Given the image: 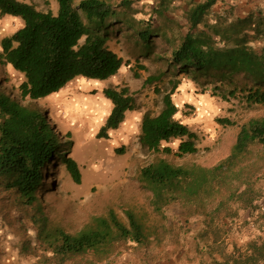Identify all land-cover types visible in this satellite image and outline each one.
<instances>
[{
  "label": "trees",
  "instance_id": "obj_1",
  "mask_svg": "<svg viewBox=\"0 0 264 264\" xmlns=\"http://www.w3.org/2000/svg\"><path fill=\"white\" fill-rule=\"evenodd\" d=\"M43 1H55L56 12L39 11L19 0H0V16L22 23L0 40V62L23 75L18 86L22 99L45 98L77 77L108 80L116 75L127 62L107 46L109 28L118 23L125 24L146 46L153 37L166 41L171 47L168 64L172 71L219 79L242 76L245 82L229 94L238 91L247 105H264V13L234 17L230 6L229 13L215 14V21L210 22L216 0L189 3L182 13L187 30L174 33L167 24L174 20L166 13L170 0H160L151 9L158 22L167 21L157 27L152 26L151 16L148 20L129 16L130 0ZM254 41H259L258 48L252 45ZM159 79L150 75L144 84ZM178 84V80L173 81L163 92L162 108L156 115L145 112L139 122L138 143L153 157L139 170L141 187L150 193L152 211L163 217L170 204L178 203L205 221L219 219L232 205L255 210L264 198L258 188L264 177V115L240 123L229 153L215 164L174 165L160 155L182 157L199 150L197 134L177 116L178 107L171 95ZM102 95L110 101L111 109L96 138L108 139L107 132L122 124L136 102L127 86L106 87ZM216 122L234 125L225 118H216ZM176 139L179 143L172 150L166 144ZM66 144L40 111L0 90V187L12 191L19 205L30 211L27 219L36 231L33 249L40 252L37 260L67 264L88 257L90 262H100L118 255L126 244L147 245L144 226L128 209L124 210L126 223L110 209L105 215L92 216L75 233L50 224L39 202L43 169ZM115 152H122V148ZM62 160L79 184L76 161L71 157ZM210 264H264V238L249 241L243 248L234 247L225 257L213 256Z\"/></svg>",
  "mask_w": 264,
  "mask_h": 264
},
{
  "label": "rangeland",
  "instance_id": "obj_2",
  "mask_svg": "<svg viewBox=\"0 0 264 264\" xmlns=\"http://www.w3.org/2000/svg\"><path fill=\"white\" fill-rule=\"evenodd\" d=\"M19 1L31 4L39 11L50 10L55 13L57 10L55 1ZM107 1L118 3L121 0ZM130 1L132 5L129 16L141 20H148L151 16L153 27H157L158 23L166 24L164 20L158 22L151 10L160 0ZM187 1L195 0H170L171 8L166 13L174 20L167 24L174 33H185L187 30L180 11V7ZM21 25L17 18L0 16V40L11 35ZM151 39L150 45L146 46L132 30H127L125 24H114L109 28L107 46L127 62L108 80L77 77L69 82V87L50 94L48 97L59 101L60 107L49 102L46 97L39 100L22 99L18 86L23 81V75L1 62L0 90L20 104L40 111L62 142L67 143L43 169L39 202L44 205V213L51 225L75 233L92 216L105 215L110 209L126 223L124 210L128 209L144 226L147 245H157L168 234L172 236L168 239L169 245L178 244L182 247V254L177 257L180 264H210L213 256L225 257L234 247L243 248L249 241L264 238V198L258 201L255 210L232 205L225 216L217 220L204 221L199 214L191 213V209L178 203L170 204L163 217L154 213L150 206V193L141 187L139 180L140 168L153 160L151 152L141 148L138 143L140 121L136 120L135 126L129 127L130 122L125 120L117 129L107 132L108 139L96 138L111 109V103L102 95V90L106 87L127 86L136 102V108L130 115L138 118L145 112L156 115L162 108L163 92L168 91L172 82L178 80L179 84L171 97L178 107V119L197 134L196 145L199 150L182 157L160 155L174 165L197 164L209 167L215 164L229 153L238 125L250 117L263 116L264 105H247L242 98L243 94L238 91L234 95L229 94L231 89L245 82L242 76L219 79L213 75L193 76L187 72L172 71L168 64L170 45L160 37ZM258 42L254 41L252 45L258 48ZM150 75L159 77V81L144 84ZM155 88L160 92L155 91ZM130 115L127 119L132 120ZM216 118L228 119L234 125L218 124ZM178 143L176 139L166 145L175 150ZM116 148H122V152H115ZM63 157H71L76 161L80 171L79 184L66 171ZM263 186L264 177L258 185L262 192ZM234 210L237 212L234 213ZM29 212L19 205L12 191L3 189L1 185L2 245L7 240L9 242V239L13 241L10 234L16 232L15 236L20 239L17 243H11V246L18 249L19 263L47 264L36 258L40 252L33 249L37 245L36 231L28 222ZM130 247L129 244L124 245L119 253ZM170 254L171 258H175V252L171 251ZM115 256H110L109 261H113ZM4 258L8 256L0 251L3 262ZM94 263L97 262H90L85 257L67 264Z\"/></svg>",
  "mask_w": 264,
  "mask_h": 264
},
{
  "label": "crops",
  "instance_id": "obj_3",
  "mask_svg": "<svg viewBox=\"0 0 264 264\" xmlns=\"http://www.w3.org/2000/svg\"><path fill=\"white\" fill-rule=\"evenodd\" d=\"M202 1L204 0L187 1L186 4L180 7L181 13H183V11H185L189 7L188 5L189 3L194 4ZM230 6H233L231 8L232 11L231 13L233 14L234 17H242L247 15L248 13H254L255 15H257L258 12H261V14L264 13L263 10L264 0H222V2H215V4L212 6L211 8L212 17L209 18L210 22L215 21L214 19L215 14L223 15L229 13L228 9L230 8ZM184 22H186L185 19ZM118 56L120 57V55ZM68 85L67 87H69ZM48 96L46 97V99L49 102L56 103L59 107L61 106L60 103H58L59 101L58 102L53 101V99H51ZM130 114L131 111H127L124 119V121L126 120L128 123L130 122L129 127L135 126L134 122L136 120L139 121L141 120V115L137 118L135 115H134L135 117H133ZM129 115L132 116V120L130 118L127 119ZM15 233L16 232L10 234V236H12L13 238V241L9 239L10 243L14 244L15 241L17 243L18 240L20 239L19 236L17 237L15 236ZM0 234H3L1 229H0ZM171 237H172L171 235L169 237V235L166 234L165 236L162 237V240L157 245L152 244L150 246L149 245L137 246L136 244H131V247L128 250L116 255L113 261H109L110 259L109 258L107 260L105 259L94 264H180V262L177 261V257L182 254V247L177 246L178 244L169 245L168 239ZM178 240H180V238H178ZM9 242L7 240L5 245H2L3 252H5L8 258H4L5 263L3 262L2 259H0V264H20L19 263L20 260L17 258L18 249L9 246L10 244ZM171 251L176 253L175 258H171V254H170Z\"/></svg>",
  "mask_w": 264,
  "mask_h": 264
},
{
  "label": "clouds",
  "instance_id": "obj_4",
  "mask_svg": "<svg viewBox=\"0 0 264 264\" xmlns=\"http://www.w3.org/2000/svg\"><path fill=\"white\" fill-rule=\"evenodd\" d=\"M49 124H50V122L49 121H47ZM4 242H3V238H2V234H0V251H3V249H2V244H3ZM6 243V242H5ZM9 246H11V243L9 244ZM12 247V246H11Z\"/></svg>",
  "mask_w": 264,
  "mask_h": 264
},
{
  "label": "bare ground",
  "instance_id": "obj_5",
  "mask_svg": "<svg viewBox=\"0 0 264 264\" xmlns=\"http://www.w3.org/2000/svg\"><path fill=\"white\" fill-rule=\"evenodd\" d=\"M7 20H9V19H7ZM12 21V20H11ZM8 22V21H7ZM9 22H10V20H9Z\"/></svg>",
  "mask_w": 264,
  "mask_h": 264
}]
</instances>
